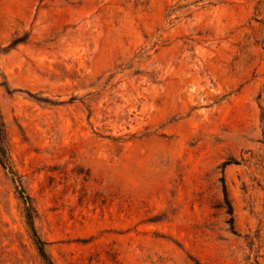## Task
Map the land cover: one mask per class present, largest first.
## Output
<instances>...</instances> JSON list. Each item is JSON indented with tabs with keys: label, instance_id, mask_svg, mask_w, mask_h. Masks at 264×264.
<instances>
[{
	"label": "rangeland",
	"instance_id": "374dc122",
	"mask_svg": "<svg viewBox=\"0 0 264 264\" xmlns=\"http://www.w3.org/2000/svg\"><path fill=\"white\" fill-rule=\"evenodd\" d=\"M2 81L0 264L19 189L52 264H264V0H0Z\"/></svg>",
	"mask_w": 264,
	"mask_h": 264
},
{
	"label": "trees",
	"instance_id": "16d2710c",
	"mask_svg": "<svg viewBox=\"0 0 264 264\" xmlns=\"http://www.w3.org/2000/svg\"><path fill=\"white\" fill-rule=\"evenodd\" d=\"M0 87L5 88L4 81L0 82ZM260 120L263 122L264 116H262V118H260ZM262 144L264 146V139H262ZM0 167L3 170L7 171L8 174H10L12 182L17 183L16 187H19L17 178L15 177V174L13 173L12 168L10 166L9 157H8V153H7V145H6V141H5V130H4V125L2 123L1 116H0ZM17 193H18L19 199L21 200V203L23 205V217H24V221H25V226L29 232L33 247H34L39 259L41 260L42 264H52L49 257L47 256L45 250H44L45 243L38 238V236L36 235V233L34 231L33 222H32L33 208H32V205L30 203V199L28 198V196L24 195V193L21 189H19V191ZM223 195L225 196L224 189H223ZM227 206L230 210L231 208L228 205V203H227Z\"/></svg>",
	"mask_w": 264,
	"mask_h": 264
}]
</instances>
